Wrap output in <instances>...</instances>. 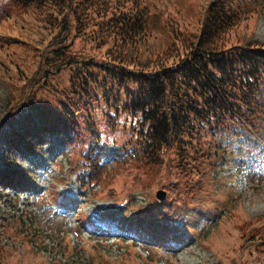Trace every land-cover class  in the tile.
<instances>
[{
  "label": "trees",
  "instance_id": "trees-1",
  "mask_svg": "<svg viewBox=\"0 0 264 264\" xmlns=\"http://www.w3.org/2000/svg\"><path fill=\"white\" fill-rule=\"evenodd\" d=\"M190 4L0 0V27L7 30L0 36V79L11 81L12 91L6 118L27 109L45 130L65 132L69 138L64 154L75 160L72 170L80 187H99L97 194L107 193L111 180L126 176L132 183L136 178L149 182L152 191L172 188L169 202L149 200L119 223L114 236L131 242L124 253L116 259L98 253L93 264H159L161 255L151 248L168 259L173 242L181 237H174L176 221L183 220L179 209L174 211L179 206L191 218L188 228L199 242L208 246L206 238L214 230L225 242L210 247L216 264H264V222L241 234L232 220H226L237 212L240 197L228 194L236 192L234 187H226L236 177L229 172L232 167L239 173L246 165L247 184L253 182V188L264 183V43L244 40L239 31L264 11V0H200L197 8L186 9ZM31 126L29 112L23 130L12 131L9 143L19 140L36 150L39 145L33 143L31 130H37ZM100 147L117 148L118 159L103 165L97 154ZM6 165L0 170L1 187L39 190L31 182V172L8 160ZM212 187L228 190L215 207L217 215L204 218L189 212L191 197ZM39 193L48 208L71 201L57 192ZM130 193L115 204L137 207ZM11 207L13 213L0 214V264H9L22 251L16 246L14 227H20L18 238L26 254L50 264L41 256L42 232L27 220L30 216ZM32 217L35 222L46 218L39 213ZM205 223L210 227L203 228ZM82 224L95 229L85 219ZM134 239L160 245L146 248L152 262L139 255L135 245L143 244ZM61 242L69 249L68 237Z\"/></svg>",
  "mask_w": 264,
  "mask_h": 264
},
{
  "label": "rangeland",
  "instance_id": "rangeland-1",
  "mask_svg": "<svg viewBox=\"0 0 264 264\" xmlns=\"http://www.w3.org/2000/svg\"><path fill=\"white\" fill-rule=\"evenodd\" d=\"M179 1L182 6H184L185 0ZM190 1V7H185L186 9H194L199 6L200 0ZM6 31L5 25L0 27V36L5 37L4 33H6ZM239 31L242 33L244 40L247 39L249 41L264 43V11L256 15L246 26L242 25ZM9 50L14 51V48L10 46ZM10 83L11 81L7 80V78L0 79V170L7 166L6 160H8L18 169L31 171L34 173L32 181L35 185H38V189H41V191H43V189L48 190L47 194L52 193V196L54 192H62L65 195L72 196L75 201V207L69 214H63L62 209L55 208L54 205L53 210L51 207L50 209L46 207L44 200L37 199V192L34 191V189L19 194L14 190H3L0 187V214L13 213L15 209L11 206L15 205L24 216H30L27 220H31L36 224V226H34L42 232L43 239L47 245V247L43 248V252L49 259L55 258L57 261L61 259L57 264H93V260L96 259L98 253L108 259H116L121 253L125 252L126 246L131 245V242L122 243L114 236H106V238L100 240L94 239L95 236L91 235V233L84 228L81 229L79 227L77 218H81L80 214L82 213L84 217L86 216L87 220L91 221L93 224L106 223L107 225L114 226L119 222L125 221L129 216L139 211L140 209H137L138 207L143 208L149 200L152 201L156 199V193L158 191L164 192L165 201L169 202L172 198V188L169 186L166 189L157 188L152 191L148 188L149 182L140 183V180L136 178L132 183L129 177L126 176L115 179L114 181L111 180L110 184L112 188L111 191L107 193L97 194V191L100 189L99 187L94 191L88 190L87 187H80L75 180L77 174H74L72 170L75 160L72 156L63 153V144L66 139L64 132L58 130L44 132L42 128L44 125L36 118L35 113H31V128L33 127V129L37 130L32 134V141L34 144L39 142L40 145L36 150L30 151L27 150L21 142H17V145L12 148L8 143V138L11 131L19 132L23 130V123L26 114H28V110H19L6 118L9 113L7 109L8 99L12 97V91L10 90L11 88H9ZM30 85H32V83H30ZM38 130L41 135L37 133ZM39 135L41 139L38 138ZM105 159L108 160L107 157L104 158V160ZM236 170L237 168L232 167L229 171L231 174H235L236 177L235 180L230 181L226 187H234L236 192L232 191L228 194L238 193L240 197L236 198L238 202L236 204L237 212L234 214L231 213L226 217V220H232L235 228L243 234L244 232H249L250 227L254 224L264 222V183L259 189L253 188V182L247 184L248 170L244 167H241V173H237ZM221 174H226L225 168L221 171ZM213 189L212 187L207 193L203 194V192H201L191 197V200H193V208L184 206L188 208L189 212L202 214L204 218H214L217 215L215 207L217 205L219 206L221 202L225 200L228 190L223 192L219 190V188L217 191ZM130 190L131 197L135 200L137 207L131 209L127 206V209L123 211L118 210L113 203H115V200L123 203ZM17 195L20 196L19 199L15 198ZM115 197H120L122 199ZM228 200L229 199H226L224 202L225 205ZM174 206L175 204L173 203V208ZM211 208H214V212L210 217H207L206 214ZM177 209L181 212V218L183 220H185V218L189 219L188 215L184 213L187 211H181V206L175 207L174 211L176 212ZM35 213L42 214L46 216V218L41 217L38 222H35L32 217ZM190 222H192L191 219ZM202 227L206 229L210 227V225L205 223ZM12 232L14 239L17 238V247L21 248L22 243L23 249L19 257L10 261L9 264H18L19 262V264H45L42 258L39 259L34 255L26 254L27 250L24 249V241L18 238L20 237V227H14ZM187 232L189 234H187ZM187 232L185 229L183 234L185 237L189 236V239H192L191 236H197V234L193 233L190 229H188ZM216 233L217 230H214L212 234L211 231L209 232L206 238L208 246L203 245V242L194 240L192 244H188V246L180 251H178L179 249L177 246L172 247V256L170 255L168 259L153 248L151 249L154 253L161 255V258L158 257L159 259H157L159 264H216V257L213 256L210 247L225 246L223 240L217 239ZM64 236L69 239V249L67 247L63 248L61 238ZM255 236L256 235L253 234L251 237L254 238ZM51 249H54L56 253L54 257L50 252ZM136 249L139 251V255L144 258L143 260H150L146 248L136 247ZM176 249H178L177 253L174 252ZM154 257H157V255L155 254ZM148 262H152V260ZM103 263L109 264L107 261ZM50 264L56 263L51 262ZM110 264L112 263L110 262Z\"/></svg>",
  "mask_w": 264,
  "mask_h": 264
},
{
  "label": "water",
  "instance_id": "water-1",
  "mask_svg": "<svg viewBox=\"0 0 264 264\" xmlns=\"http://www.w3.org/2000/svg\"><path fill=\"white\" fill-rule=\"evenodd\" d=\"M157 197L162 200L164 198V193L158 191L157 192Z\"/></svg>",
  "mask_w": 264,
  "mask_h": 264
}]
</instances>
